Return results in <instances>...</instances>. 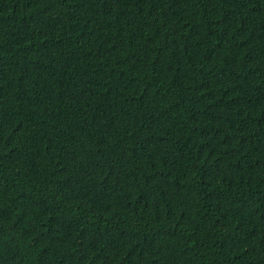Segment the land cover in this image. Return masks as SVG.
Here are the masks:
<instances>
[{
	"label": "trees",
	"instance_id": "16d2710c",
	"mask_svg": "<svg viewBox=\"0 0 264 264\" xmlns=\"http://www.w3.org/2000/svg\"><path fill=\"white\" fill-rule=\"evenodd\" d=\"M0 264H264V0H0Z\"/></svg>",
	"mask_w": 264,
	"mask_h": 264
}]
</instances>
